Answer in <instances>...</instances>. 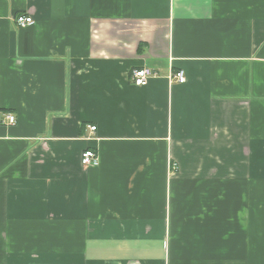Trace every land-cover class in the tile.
Returning <instances> with one entry per match:
<instances>
[{"label":"crops","instance_id":"obj_1","mask_svg":"<svg viewBox=\"0 0 264 264\" xmlns=\"http://www.w3.org/2000/svg\"><path fill=\"white\" fill-rule=\"evenodd\" d=\"M0 264H264V0H0Z\"/></svg>","mask_w":264,"mask_h":264},{"label":"built area","instance_id":"obj_2","mask_svg":"<svg viewBox=\"0 0 264 264\" xmlns=\"http://www.w3.org/2000/svg\"><path fill=\"white\" fill-rule=\"evenodd\" d=\"M16 23L19 28H26L35 24L31 16L20 15L16 18ZM157 73L149 67H142L134 69L131 73V82L137 87H145L149 84V81L156 77ZM173 78L179 83L184 84L186 82L185 74L183 71H178L173 75ZM9 123H15V118L13 116H8L6 118ZM95 132L96 127L90 129ZM81 163L86 168H94L99 166V158L91 150L83 152L81 156Z\"/></svg>","mask_w":264,"mask_h":264}]
</instances>
